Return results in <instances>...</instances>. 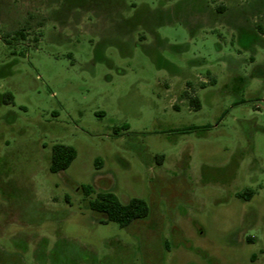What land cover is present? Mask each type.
Segmentation results:
<instances>
[{
	"label": "rangeland",
	"instance_id": "rangeland-1",
	"mask_svg": "<svg viewBox=\"0 0 264 264\" xmlns=\"http://www.w3.org/2000/svg\"><path fill=\"white\" fill-rule=\"evenodd\" d=\"M0 264H264V0H0Z\"/></svg>",
	"mask_w": 264,
	"mask_h": 264
},
{
	"label": "trees",
	"instance_id": "trees-1",
	"mask_svg": "<svg viewBox=\"0 0 264 264\" xmlns=\"http://www.w3.org/2000/svg\"><path fill=\"white\" fill-rule=\"evenodd\" d=\"M260 30L262 31L261 28ZM188 97L194 109H201V103L197 96L188 95ZM2 102L5 104L13 103V95L10 93L4 94ZM76 157L77 150L75 147L66 144H55L52 148L50 171L58 173L67 170ZM83 190L87 196L93 193V188L90 185L84 186ZM254 195H256V190L250 187L238 193V197L246 201L252 199ZM89 207L93 211L106 216L105 223L113 221L118 223L121 228L129 226L133 221L144 218L149 214V205L146 200L133 198L127 204H124L115 194L110 192L98 193L94 199L89 201Z\"/></svg>",
	"mask_w": 264,
	"mask_h": 264
}]
</instances>
